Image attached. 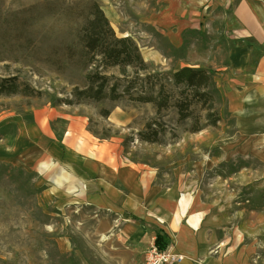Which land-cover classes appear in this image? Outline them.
Listing matches in <instances>:
<instances>
[{"label": "rangeland", "instance_id": "rangeland-1", "mask_svg": "<svg viewBox=\"0 0 264 264\" xmlns=\"http://www.w3.org/2000/svg\"><path fill=\"white\" fill-rule=\"evenodd\" d=\"M90 2L118 38L136 42L148 70L128 68L125 77L84 51L80 36L93 17ZM210 6L202 9L205 32L186 34L176 50L159 30L145 29L155 0H0V77L16 78L20 86L18 94H0V132H9L0 135V264H147L154 247V227H142L136 239L117 215L86 204L61 206L54 189L44 192L43 182L55 176L39 171L41 151L14 150L11 142L46 111L56 112L50 122L61 134L82 136L84 156L138 166L152 174L154 185L177 187L183 200H195L214 222L220 243L212 254L225 264H264V163L248 148L254 134L239 131L220 97L216 76L234 41L224 27L230 12ZM24 9L19 18L29 19L28 43L16 16ZM143 31L167 60H146L142 50L151 52ZM184 67L213 71L218 91H208L210 102L194 104L186 119L173 106L158 112L127 93L100 101L80 95L93 73L108 76L110 84L120 79L119 94L132 86L136 96L165 84L175 100L178 89L167 75Z\"/></svg>", "mask_w": 264, "mask_h": 264}, {"label": "crops", "instance_id": "crops-1", "mask_svg": "<svg viewBox=\"0 0 264 264\" xmlns=\"http://www.w3.org/2000/svg\"><path fill=\"white\" fill-rule=\"evenodd\" d=\"M200 1L155 0L151 24L145 29L159 30L178 50L184 46L186 34L205 32L201 25L202 9L209 2L212 10L223 8L230 12L224 27L234 43L227 66L217 72V88L229 113L236 117L239 131L254 134V143H248V148H254V158L264 163V2L202 0L200 4ZM143 34L144 47L148 46L151 52L142 50L146 60L155 57L167 60L154 37L145 31ZM51 112H43L34 123L21 127L11 142L14 150L41 151L43 161L39 171L55 176L43 182L44 192L51 193L54 189V197L61 206L86 204L117 215L125 231L134 232L136 239L143 237L142 227L161 230L170 239L174 237L175 252L184 256L182 264H225L224 259L212 254L220 243L214 222L195 200H183L177 187L154 185L152 174L138 166L130 163L114 166L108 158L84 156L82 136L72 131L61 134L50 122L56 113ZM8 134V130L0 132L1 136Z\"/></svg>", "mask_w": 264, "mask_h": 264}, {"label": "trees", "instance_id": "trees-1", "mask_svg": "<svg viewBox=\"0 0 264 264\" xmlns=\"http://www.w3.org/2000/svg\"><path fill=\"white\" fill-rule=\"evenodd\" d=\"M89 10L93 16L89 20L88 27L81 33V42L83 49L87 54L101 56V64L104 68L119 67L120 74L127 77L128 68L148 70V66L140 52L136 42L132 38H118L111 28L109 21L105 17L102 9L96 2H90ZM29 9L20 10L16 13L20 15L28 13ZM21 20L20 38L29 42V19L19 18ZM23 28V29H22ZM213 71L207 69H197L184 67L170 76L167 80L173 82V86L178 89L177 98L174 100L173 95L166 88L165 84H159L157 90L151 88L148 92H138L135 96L130 94V88L118 93L119 81L114 84L109 83L108 76H99L98 74H89L87 77L89 87L80 92L84 98L100 101L107 96L112 100H117L122 95H127L131 100L153 103L158 112L167 110L170 106L177 109L181 119H186L188 113H191L194 104L202 103L207 105L210 102L208 91L218 92L213 79ZM20 93V86L16 78L0 77V94L15 95ZM175 94V93H174ZM173 103V104H172ZM192 131H199L198 128ZM171 245V239L161 230H155L154 247L159 251H165Z\"/></svg>", "mask_w": 264, "mask_h": 264}, {"label": "built area", "instance_id": "built-area-1", "mask_svg": "<svg viewBox=\"0 0 264 264\" xmlns=\"http://www.w3.org/2000/svg\"><path fill=\"white\" fill-rule=\"evenodd\" d=\"M183 261L184 256L176 253L173 245L162 252L153 247L147 256V264H182Z\"/></svg>", "mask_w": 264, "mask_h": 264}, {"label": "bare ground", "instance_id": "bare-ground-1", "mask_svg": "<svg viewBox=\"0 0 264 264\" xmlns=\"http://www.w3.org/2000/svg\"><path fill=\"white\" fill-rule=\"evenodd\" d=\"M203 1L201 0L199 3L201 4Z\"/></svg>", "mask_w": 264, "mask_h": 264}]
</instances>
